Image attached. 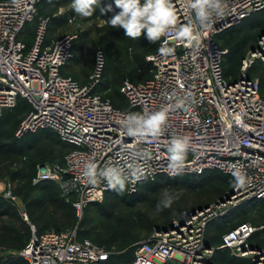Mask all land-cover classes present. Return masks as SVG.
Masks as SVG:
<instances>
[{
  "label": "built area",
  "instance_id": "1",
  "mask_svg": "<svg viewBox=\"0 0 264 264\" xmlns=\"http://www.w3.org/2000/svg\"><path fill=\"white\" fill-rule=\"evenodd\" d=\"M47 0H0V118L6 110L17 107L25 99L31 110L17 133L18 137L39 130L55 131L61 140L73 146L63 163L39 167L34 185L46 182L58 184L63 194L74 198L73 206L81 217L85 208L103 203L112 189L97 176L92 184L83 175L89 160L98 171L122 167L131 162V154H145L138 161L144 175L139 180L126 181L128 193H135L145 181L179 175L202 176L209 170L234 177L228 166L242 165L246 176L243 188L233 185L224 202L188 214L175 221L165 232H154L137 243L133 264H213L216 248L208 245L209 227L215 220L228 216L232 210L251 201L264 202V96L258 79L249 76L251 69L264 63V37L255 53L250 51L242 61L236 80L224 74V60L229 50L217 38L239 26L255 13L264 10V0H226L223 17L214 18L210 30L200 29L201 42L188 46L176 39L174 32L161 36V44L174 51L162 56L157 50L147 57L152 64V76L135 83L125 78L121 92L131 111L116 108L109 98L96 91L105 67L100 50L96 67L87 83L64 75L63 69L74 57V36L65 35L46 42L48 19L43 21L34 44L28 48L22 35ZM143 2V0H141ZM177 15V27L195 21L190 0H171ZM182 104V107H177ZM169 107L163 134L155 142L134 143L126 135L123 124L133 113H148ZM174 136L188 137L190 147L186 166L179 175H170L168 148ZM7 197H13L11 185ZM29 221L28 215L24 214ZM32 237L20 252L29 264H101L110 255L90 239L80 240L77 229L39 233L32 225ZM262 233V245L252 243L254 235ZM218 249H229L235 256L250 258L252 264H264V222H245L223 237Z\"/></svg>",
  "mask_w": 264,
  "mask_h": 264
},
{
  "label": "trees",
  "instance_id": "2",
  "mask_svg": "<svg viewBox=\"0 0 264 264\" xmlns=\"http://www.w3.org/2000/svg\"><path fill=\"white\" fill-rule=\"evenodd\" d=\"M108 1L111 6H115V0ZM45 3L46 6L40 8ZM69 4H72V0H47L38 5L35 20L27 26L22 35V40L26 42L28 48L34 44L41 23L47 19L46 42L57 39L49 36L48 26L50 25L52 31L65 26L76 16L75 12L71 10L54 18H44L41 15L48 7L57 11ZM33 25H36L35 35L26 38L27 31ZM257 30L261 32V36L264 34V10L255 13L239 26L228 30L217 38L218 43L229 50L223 64L224 74L229 80L238 78L243 59L253 48L258 47L261 37L257 45H252L254 41V34L252 33ZM160 44L161 38L155 42L149 41L146 36L132 39L130 45L135 47V54L132 58L137 64L135 71H150L152 76L153 66L147 60V57L156 52L160 48ZM74 45L73 42V54ZM68 65L63 69L64 75H68L65 73ZM262 65L264 63L258 62L251 69L249 76L257 79L254 77L253 72ZM120 71L121 65L118 66L115 63L113 54H110L108 60L105 61L102 79L96 91L104 98H109L116 108L131 111L121 88L113 94L116 97L115 101L105 94V91L117 85ZM149 78L141 81L128 79L135 83H141ZM260 85L264 96L262 84L260 83ZM30 110L31 105L25 99H20L16 108L6 110L0 118V179H8L13 195L23 201L27 209V215L31 223L38 228L39 233L52 230L71 231L77 229L80 240L90 239L110 253L107 260L101 262V264H133L137 243L149 238L156 232L157 228L162 231L171 229L174 220L182 221L186 218L187 213H193L217 203L233 189L234 184L230 177L215 170H209L204 175L197 177L191 175L159 177L154 181L141 183L135 193L130 194L126 189L123 192L117 189L107 193L105 198L107 204L105 205H102V203L88 205L85 210L90 206H94L100 216L107 220V224L101 229L91 227L87 215L89 212L82 219L73 206L74 198L69 199L65 196L58 184L46 182L34 185L33 179L37 176L39 167L45 164L63 163L65 156L73 149V146L63 142L55 131L49 129L39 130L34 134H25L20 138H16L15 134L21 119ZM48 140L49 142H47ZM56 146L62 147L59 153L56 152ZM67 149L68 151L65 153ZM1 162L4 163L1 164ZM32 186H39V188L34 190ZM165 187H183L189 191L216 187L215 192L219 198L213 203H199L197 207L189 211L178 207L176 215L162 208L155 213L157 219L150 220L148 210L143 211L142 209L151 202L152 194H157ZM243 214L239 212L229 218L230 213L224 218L215 220L210 225L208 245L216 248L212 258L213 264H252L250 258L237 257L229 249H218L227 233L248 222L245 221L246 216ZM262 236L261 232L256 233L252 243L257 247L261 246ZM29 241V224L24 221L16 205L0 198V249L21 251ZM0 264L29 263L23 258H16L9 259L4 263L0 261ZM166 264L180 263L168 262Z\"/></svg>",
  "mask_w": 264,
  "mask_h": 264
},
{
  "label": "clouds",
  "instance_id": "3",
  "mask_svg": "<svg viewBox=\"0 0 264 264\" xmlns=\"http://www.w3.org/2000/svg\"><path fill=\"white\" fill-rule=\"evenodd\" d=\"M21 0H12L14 6H19ZM98 0H72V9L75 14L88 18L95 11L94 6ZM115 6L120 10L114 14L108 23L112 27H120L125 31L126 37L137 39L142 33L147 34L149 41L155 42L161 36L174 32L177 40L186 42L188 46L195 44L199 47L201 42V31L204 34L211 29L215 22L214 18L223 17L227 8L226 0H190L189 6L195 12V21L198 25L192 23L177 27V15L171 3V0H115ZM111 10V6H109ZM103 12L104 10L101 9ZM158 51L162 56L171 55L173 48L162 45ZM178 104L177 107H182ZM169 107L159 111L148 113H133L127 117L123 124L127 125L126 135L134 139V143L148 141L155 142L163 134L167 121ZM190 147V140L184 136H174L170 141L168 148V169L170 175H179L186 166L187 152ZM145 154L133 152L131 162L122 167H108L98 171V165L89 160L85 167L83 175L88 178L92 184L98 183L97 176H102L108 186L116 189L119 185L120 192L125 189L126 181L139 180L144 175L141 164L138 163ZM234 177V186L243 188L246 184V176L242 171V165L232 164L228 166ZM172 199L163 201V207H169ZM161 205H157L158 210Z\"/></svg>",
  "mask_w": 264,
  "mask_h": 264
},
{
  "label": "rangeland",
  "instance_id": "4",
  "mask_svg": "<svg viewBox=\"0 0 264 264\" xmlns=\"http://www.w3.org/2000/svg\"><path fill=\"white\" fill-rule=\"evenodd\" d=\"M43 6H46V3L43 4L40 8H42ZM109 6L111 5L109 4L108 0H98L97 5L94 6L95 11L91 17L84 18L76 14V16L73 17L70 22L55 31H52L49 25L48 34L52 38H59L65 35L74 36V58L70 62V65H68V67L65 69V73L77 79L81 83L89 81L90 76L94 73L98 51L101 50L103 52L105 61L106 59L108 60L110 54H113L115 63L118 64V66L121 65L120 77L118 79L117 85L112 86L111 89L105 91V94L112 97V99L115 101L116 97L113 94L116 90H120L121 84L125 78H129L133 81H141L149 78L151 76V72L145 70L135 71L137 68V64L132 58L135 54V47L133 45H130L132 38L126 37L123 28L112 27L108 23V20L114 14L120 11L116 6H111V10H109ZM101 9H103L104 11L102 12ZM71 10H73L72 4L62 7L57 11L53 10L51 7H48L41 16L44 18H54L57 16H61ZM35 31L36 25H33L27 31L25 37L30 38L31 36H34ZM252 34H254V41L252 42V45H257L258 40L261 37V32L257 30ZM142 36L147 37L146 32L142 33L141 37ZM253 75L255 78L260 80V83L262 84V91L264 93V65L256 68V70H254L253 72ZM26 116L27 115L23 116V118L21 119L20 125L15 134L16 138H20L17 136V133L20 130ZM27 134L34 133L30 132ZM47 142H49V140ZM55 148L56 152L59 153L62 147L56 146ZM67 151L68 149L65 151V153ZM3 163L4 162H1V164ZM9 184L10 183L7 178L3 180L0 179V198L10 201L14 205H16L21 216L24 218V221L29 224V238L31 239V226L34 224L31 223L30 219L29 221L25 220L24 214H27V209L23 201L20 198L15 197L14 195L13 197L6 196V190ZM32 188L34 190H37L39 186H32ZM215 189L216 187H210L204 189L202 188L197 191H189L183 187H165L157 194H152L151 202L142 210H148L150 220L157 219L155 213L156 211H159L157 208L158 204L161 205L160 209L163 208L168 212L176 215V210L178 207L182 208L185 211H189L197 207L199 203H213L219 198L217 197ZM168 198L172 199L171 205L169 207H163V201ZM105 204H107V200L102 203V205ZM87 212H89L87 215L91 227H98V229H101L107 224V220L100 216L96 207L90 206L89 208H87L81 216L82 219H84ZM239 212L244 213L243 215L246 216L245 221H249L254 224L261 223L264 221V202H247L232 210L231 216H229V218H232ZM175 221L176 220H174L173 222ZM20 252L21 251L0 249V261L4 263L9 259L22 258L19 255Z\"/></svg>",
  "mask_w": 264,
  "mask_h": 264
},
{
  "label": "water",
  "instance_id": "5",
  "mask_svg": "<svg viewBox=\"0 0 264 264\" xmlns=\"http://www.w3.org/2000/svg\"><path fill=\"white\" fill-rule=\"evenodd\" d=\"M264 37V34L261 36V38L260 39H262ZM255 51H256V49L255 48H253L252 49V52L253 53H255ZM42 169H45V165H42ZM219 202H224V198H222L221 200H219ZM218 202V203H219ZM196 212H193L192 214H195ZM188 214V216L190 217L191 216V214L190 213H187ZM173 227V226H172ZM169 230H164V231H162L160 228H157V230H156V232H158V233H161V232H165V233H167ZM254 264V263H253Z\"/></svg>",
  "mask_w": 264,
  "mask_h": 264
}]
</instances>
